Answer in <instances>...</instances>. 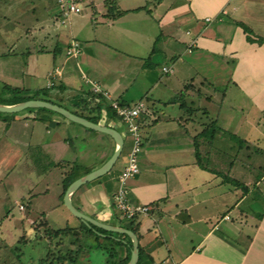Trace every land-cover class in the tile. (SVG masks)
Returning <instances> with one entry per match:
<instances>
[{
  "label": "crops",
  "instance_id": "crops-1",
  "mask_svg": "<svg viewBox=\"0 0 264 264\" xmlns=\"http://www.w3.org/2000/svg\"><path fill=\"white\" fill-rule=\"evenodd\" d=\"M104 1L98 10L93 0H85L93 22L82 25V15L75 28L59 25L56 0L49 7L41 2L46 17L39 35L34 34L40 47L26 41L37 29L26 28L15 50L0 56V83L28 92L42 90L35 100L73 114L80 112L75 99L86 100V93L92 92L84 79L107 93L106 103H144L137 120L139 174L127 181L129 204L150 207L132 221L138 247L148 257L141 264H264V55L258 53L264 45H248L236 30L244 23L235 19L246 4L259 0H174L158 13L146 0H118L116 8L123 13L115 18L105 16ZM178 11L186 14L192 29L184 32L186 43H179L176 21L168 17ZM227 17L232 18L233 31L224 39L223 30L213 24ZM71 41L80 47L75 57L65 52ZM227 96L230 105L223 104ZM97 124L121 135L122 150L106 174L74 192L71 203L101 223L128 226L130 221L123 224L114 208L112 195L131 140L121 120L106 119L104 110ZM1 128L12 134L6 141L7 154L0 153V170L10 175L21 172L23 165L27 176L43 175L50 165L59 168V162H75L79 172L89 173L115 148L110 136L54 112L1 113ZM203 130L206 135L199 137ZM196 144L206 169L196 162ZM223 176L240 182L245 190ZM193 229L197 242L179 259L161 255L159 247L168 252L167 242L177 244V231L184 236ZM158 254L160 260L155 259Z\"/></svg>",
  "mask_w": 264,
  "mask_h": 264
},
{
  "label": "rangeland",
  "instance_id": "rangeland-1",
  "mask_svg": "<svg viewBox=\"0 0 264 264\" xmlns=\"http://www.w3.org/2000/svg\"><path fill=\"white\" fill-rule=\"evenodd\" d=\"M53 1L55 3V0H0V56H6L9 50H15L13 49L16 47L14 43L21 35L25 34L24 30L26 28L37 29L36 32H32L26 38V41L30 42L32 47H40L41 40L34 38L35 33V35H39L38 27L46 17L40 3L43 2L49 7ZM117 1L114 0L116 7ZM93 2L96 3L98 10H102V0H93ZM146 2L153 13H158L160 8L163 9L174 4V0H146ZM257 2L256 5L246 4L235 17V19H240L244 23L241 27L239 26L241 29L236 28V30L240 36L243 33L244 36L248 35L251 37L254 41L246 40V43L248 45L253 44L254 48L264 45V43L258 44L255 41L256 37L264 38V0ZM79 4L82 6V11L79 14L70 15L63 26L64 28L69 26L78 27L80 16L82 15L85 16L81 18L83 20L81 24L90 25L91 17L94 14L86 6L85 0H81ZM157 5L159 6L157 7ZM47 14H50L49 10H47ZM51 15V17H54L53 13ZM168 17L172 18L173 23L176 21V38H178L179 43H186L189 37L185 36L184 32L186 30L192 32V29L189 28L186 14L178 11L176 14L168 15ZM224 19L223 23L213 25L217 26L219 32L223 30V38L225 39L230 38L232 34L233 28H231V25H233V22L232 18L227 17ZM173 23H171L172 26ZM242 26L249 32L245 34ZM258 53L264 55V48L260 49ZM1 67L2 64H0V69ZM3 86L5 85L0 83V98L6 97L5 92L2 91ZM227 93L229 92L227 91ZM228 99L230 100L229 97L227 99L224 98V105L230 102H228ZM200 116L197 115V119ZM0 131L2 133L0 135V153L6 155L7 146L9 147L6 141L9 140L12 134L5 128H1ZM125 136L126 132L125 135L123 134V138ZM124 139L126 142L127 137ZM235 151L233 150L232 153H235ZM228 160L231 161L232 159ZM6 161L8 163V159ZM22 162L24 163V159ZM48 167L50 168L43 175H38L35 172L34 175L28 176L24 174V165L21 172L20 169L14 170L13 175H10L9 171L4 168L0 170V264H42L40 260L45 257L48 249L58 250L54 247L53 240L48 239L47 234L40 228L39 218L41 217L46 220L48 228L53 230L78 226V219L70 217L63 205L60 178L62 170L54 168V165ZM227 176L231 177L230 175ZM120 219L125 224L126 219L123 217H120ZM194 225L197 226L196 224ZM180 232H176L177 239L175 241L177 244H173L171 241L167 242L168 252H165V248L159 247L160 252H162L161 255H167L170 261L179 259L180 254L187 252L197 242L198 233L196 230L193 229L189 235L184 236H181ZM72 240V238H67L61 249L65 250L68 248L66 246L67 242ZM161 257L158 254L155 259L160 260ZM88 259L89 264H103L105 254L100 250L93 249L89 251Z\"/></svg>",
  "mask_w": 264,
  "mask_h": 264
},
{
  "label": "trees",
  "instance_id": "trees-1",
  "mask_svg": "<svg viewBox=\"0 0 264 264\" xmlns=\"http://www.w3.org/2000/svg\"><path fill=\"white\" fill-rule=\"evenodd\" d=\"M77 1V0H75ZM103 6L106 10L105 16L106 17H118L123 12L117 10L116 5L112 2V0H105L103 3ZM60 16V15H59ZM240 26L242 24H239ZM243 28V26H242ZM244 29V33L249 32ZM247 41H254L249 37L248 35L245 36ZM255 39V38H254ZM255 41L258 44L264 43V38L256 37ZM3 92L8 96L7 99L0 98V104L2 105H13L16 103H20L27 100H35L39 99L42 90H37L34 92H28L27 90H22L18 88H11L8 86H3ZM88 95V96H87ZM86 96L88 99H82L77 98L75 99L74 105L80 109L78 113L75 115L79 117H83L86 120L97 124L100 114L102 113V110H104L106 114V119H117L119 118L115 111L110 107L109 103H106L104 98L100 94H95L93 92L86 93ZM119 106H128L127 104L123 102L116 101ZM41 111L46 112L49 114H53V112L43 109V108H37V109H27V111ZM84 111L86 113H92L95 112L96 116H89L85 115ZM1 114V113H0ZM6 116H12L13 114H4ZM205 134L206 131L203 130L198 136L200 137L202 134ZM206 135V134H205ZM198 147V145H195V148ZM195 157L197 164L206 169L202 164L200 163V156L197 154V148L195 150ZM55 166H58L59 168H62V193L61 197L64 194L67 186L77 179L78 177L82 176V174L88 173L87 170H84L82 172H79L80 166L79 164L73 162V163H67V162H59ZM224 177V180L230 183L232 186L241 188V190H245L244 186L231 178ZM132 218L130 221V225L128 226H121L122 228H126L127 230H130L131 232L136 234L137 226L132 225L133 220L136 218ZM39 225L40 228L43 229V231L47 234L48 239L53 240V245L56 247L57 251H54L53 249H48L46 252L45 257L40 260V263L42 264H89L88 259V253L90 250H100L105 254V259L103 264H127L129 257H130V251H131V242L129 238L124 234H116L112 232H108L105 230H102L100 228H97L95 226L87 227L80 221H78L77 227H65L62 229H50L47 226V222L44 218H39ZM67 238H72L73 240L71 242H67V247L65 250L61 249V246L64 245ZM55 240V241H54ZM125 242V243H124ZM147 256L143 253L142 249L138 247V261L136 264H141L142 261H144Z\"/></svg>",
  "mask_w": 264,
  "mask_h": 264
},
{
  "label": "built area",
  "instance_id": "built-area-1",
  "mask_svg": "<svg viewBox=\"0 0 264 264\" xmlns=\"http://www.w3.org/2000/svg\"><path fill=\"white\" fill-rule=\"evenodd\" d=\"M56 5L60 12L58 23L61 26L65 24L70 15L79 14L82 11V6L75 0H56ZM211 21L212 19L205 18V22ZM79 52L80 47L78 42L71 41L66 48V54L70 57H75ZM162 70L165 73H171L172 71L166 67H163ZM84 80L91 85L93 93L100 94L103 98H108L107 93L102 91L97 84L86 79ZM109 104L131 137V145L126 153L125 166L116 179V190L112 195V204L124 219L131 220L140 214H147L150 210V207L147 205H131L127 201V181L139 174L137 156L141 147V136L137 120L145 105L141 101L137 102L134 106H119L116 101H111Z\"/></svg>",
  "mask_w": 264,
  "mask_h": 264
},
{
  "label": "water",
  "instance_id": "water-1",
  "mask_svg": "<svg viewBox=\"0 0 264 264\" xmlns=\"http://www.w3.org/2000/svg\"><path fill=\"white\" fill-rule=\"evenodd\" d=\"M28 108H43V109L52 111L54 113L61 115L62 117H64L70 122L81 125L84 128L103 133L112 138L115 144V148L110 158L104 164H102L99 168L72 181L67 186L63 194L62 201L67 211L74 218L78 219L81 223H83L87 227H90L92 225V226H95L97 228H100L108 232L126 235L131 242L130 257H129L127 264H136L138 261V241L133 232L125 228H121L117 226H110V225L101 223L91 217H88L85 214L78 211L77 209H75L71 203V196L81 185L99 178L100 176L106 174L111 169V167L116 162L122 150L123 141H122L121 135L112 128L94 124L86 120L85 118L79 117L60 106L51 104L49 102L41 101V100H27V101L13 104V105L0 104V113H16L23 109H28Z\"/></svg>",
  "mask_w": 264,
  "mask_h": 264
}]
</instances>
